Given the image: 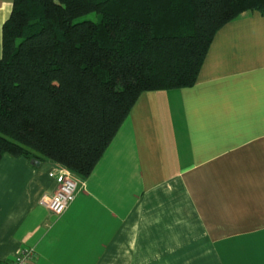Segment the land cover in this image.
<instances>
[{
  "label": "crops",
  "instance_id": "1",
  "mask_svg": "<svg viewBox=\"0 0 264 264\" xmlns=\"http://www.w3.org/2000/svg\"><path fill=\"white\" fill-rule=\"evenodd\" d=\"M59 167L0 159V264H264V9L215 32L191 86L141 93L56 215Z\"/></svg>",
  "mask_w": 264,
  "mask_h": 264
},
{
  "label": "trees",
  "instance_id": "2",
  "mask_svg": "<svg viewBox=\"0 0 264 264\" xmlns=\"http://www.w3.org/2000/svg\"><path fill=\"white\" fill-rule=\"evenodd\" d=\"M262 9L264 0H12L0 159H47L86 177L141 93L191 86L215 32Z\"/></svg>",
  "mask_w": 264,
  "mask_h": 264
},
{
  "label": "built area",
  "instance_id": "3",
  "mask_svg": "<svg viewBox=\"0 0 264 264\" xmlns=\"http://www.w3.org/2000/svg\"><path fill=\"white\" fill-rule=\"evenodd\" d=\"M53 177L57 181V187L51 194H43L39 203L45 206L53 214H62L75 198L78 190V179L66 168L59 167ZM34 259L32 249L24 248L15 254L8 264H26Z\"/></svg>",
  "mask_w": 264,
  "mask_h": 264
},
{
  "label": "rangeland",
  "instance_id": "4",
  "mask_svg": "<svg viewBox=\"0 0 264 264\" xmlns=\"http://www.w3.org/2000/svg\"><path fill=\"white\" fill-rule=\"evenodd\" d=\"M85 17H89V18H94V19H96V15H94L93 13H91V14H87ZM0 55H1V50H0Z\"/></svg>",
  "mask_w": 264,
  "mask_h": 264
}]
</instances>
